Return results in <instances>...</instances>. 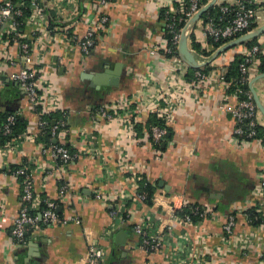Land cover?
<instances>
[{"label":"crops","instance_id":"obj_1","mask_svg":"<svg viewBox=\"0 0 264 264\" xmlns=\"http://www.w3.org/2000/svg\"><path fill=\"white\" fill-rule=\"evenodd\" d=\"M49 1L52 0H45L46 6ZM245 1L263 5L258 8L255 22L256 29L264 26V0ZM174 3L175 0H115L112 7L103 9L81 1L79 16L71 21L58 20L55 10L47 12L51 29H57L53 35H47L43 26L38 27L37 34L33 29L25 31L32 45V65L60 99L59 110L49 115L52 124L64 120L61 135L77 156L67 167H61L49 153L43 152L39 132L42 116L10 79L23 64L19 46L11 44L5 53L0 50V113L20 115L27 122L25 133L36 136L35 142L23 141L17 151L0 154V264H81L88 251L85 236L88 232L106 250L110 264H166L163 255L142 250L141 238L135 233V227L150 217L148 214H152L153 230L159 229L161 221L153 208L129 200V220L110 230L113 205L123 193H132L119 167L123 155L148 182L158 187L164 183L166 195L161 203L168 205L173 200L183 203V213L195 206L215 212L216 217L204 220L199 228L186 230L194 239L201 234L205 236L199 247L204 248L206 264L264 261V206H259L257 198L264 175V144L253 142L244 146L233 139L239 124L220 108L236 107L240 101L237 94L229 92L230 87L182 89L174 119L165 125L169 139L160 148L152 144L143 128L141 132L130 131L119 120L106 122L98 116L101 108L111 110L114 103L124 98L134 102L172 80L174 68L163 51L167 35L159 11L162 4ZM229 3L232 0H218L217 4ZM102 16H107L109 23L99 26ZM66 26L77 42L63 35L61 28ZM90 28L95 30L97 42L85 56L78 42ZM194 31L202 49H209L201 28L197 25ZM257 39L264 54V35ZM188 43L214 83L218 72L226 70L235 55H242L245 50L239 45L213 60L217 50L208 57L193 50L191 41ZM156 47L158 52L152 54ZM9 57L17 59L16 67L7 61ZM175 69L177 77L182 78L180 68ZM190 69L194 68L190 67L188 72ZM260 74L258 68H252V80ZM254 88L264 105V79L257 81ZM149 119L144 116L142 121ZM94 150L101 155L93 154ZM23 165L31 170L34 193L40 201H58L62 188L66 187L65 199L71 204L61 201L59 212L64 218H79L80 225L43 227L29 233L23 243L12 237L14 222L22 208V183L8 172L11 167ZM97 194L108 195L111 204L95 199ZM253 208L261 210L263 221L258 225L248 214ZM233 213L235 236H254L246 249L223 237L226 217ZM182 231L181 226H175L176 235Z\"/></svg>","mask_w":264,"mask_h":264},{"label":"built area","instance_id":"obj_2","mask_svg":"<svg viewBox=\"0 0 264 264\" xmlns=\"http://www.w3.org/2000/svg\"><path fill=\"white\" fill-rule=\"evenodd\" d=\"M81 1L95 3L103 9L112 7L115 3V0H52L51 2L49 1V6H46L45 0H0V38L2 40H0V43L3 46V49L0 50L5 53L11 44H17L20 49V59L23 63L19 71L14 73L10 79L17 83L25 92L28 103L42 116V120L39 123L40 137H44L47 134L50 136L49 142H42V150L57 160L61 167H67L76 160L77 156L71 152L65 138L61 135L65 125L64 120L55 121L49 126V123L44 119L51 112L59 110L60 99L52 87L47 84V81L40 77V72L32 65V45L28 41L29 36L25 31L33 29V32L37 34L39 33L38 27L43 26L47 35L48 33L50 36L53 35V32L57 29H51L47 12L55 10L58 20L71 21L79 16ZM204 1L175 0L174 4H162L160 6L159 15L165 23L167 35V46L165 45L163 51L167 61L171 62L174 68L172 80L167 86L161 85L155 92L148 94L146 97H138L134 102L124 98L114 103L111 110L106 108L99 109L98 116L100 119L106 122L119 120L130 131L140 125L144 133L151 136L152 143L160 145L166 142L167 129L156 124L148 128V121H142L144 116H149V118L156 116L166 125L174 119L182 89L189 87L192 90L205 91L211 88L210 86L215 88L222 87L223 89L230 87V84L225 79L226 70L218 72L217 83L212 81L211 74L199 69L194 72L193 78H187L190 66L179 54L182 33L190 20L207 5L204 4ZM255 5L259 4L245 0H232V3L220 5L219 17H210L207 20H202L201 18L190 30L189 41H191L190 36L192 34L195 35L194 29L197 25L201 28L202 35L207 42L211 39L216 43L224 42L225 45L240 38L251 32L250 29L258 11V9L256 10L252 7ZM99 23V26L107 25L109 18L102 16L99 18ZM184 23L185 25L182 27ZM69 29L70 27L66 26L61 28V32L68 40L77 42L75 37L70 36ZM96 42V32L90 28L84 34L83 39L78 42V46L82 54L86 56L90 54ZM157 49L156 47L152 54H156L158 52ZM260 55L264 54L259 45L249 49L245 48L241 55L243 58V62L240 64L241 82H251V70L252 68H258L260 62L258 56ZM7 61L14 67L18 65L16 58L9 57ZM175 67H179L183 72L182 78L179 79L177 77L178 72ZM237 95H244L245 97L239 101L236 107L228 108L224 105L220 107L222 110L228 111L239 124L234 131L233 139L244 146L253 142L262 143L261 140L256 139L255 128L258 125L264 126V118L254 102L251 91L244 93L240 90ZM17 116L18 114H11L7 117L3 128L0 130V133L2 132L5 137L12 135ZM55 139L58 141L57 143L52 142ZM23 141L35 142L36 136L24 133L22 136L12 138L4 144L0 143V154H11L17 151ZM93 154L101 155L97 150H94ZM119 167L124 173L125 180L129 183L132 193H123L119 198L120 200L113 205L110 213L112 219L111 231L129 220L130 214L127 208L129 200L137 204H146L147 199L145 194H139L143 175L139 174L137 169L127 162L125 155L119 160ZM142 170H144V167H142ZM8 173L12 177L21 180L22 183V208L11 231L12 237L18 243H23L29 233L40 231L43 227L81 224L79 218H64L59 212L60 202H67L65 199L66 187L62 188L58 201L47 200L42 202L34 193L32 173L27 165H23L16 170L11 167ZM106 174L110 176L111 172L107 171ZM165 193L162 187H157L152 199L153 205L149 206L159 215L161 221L159 229L157 231L153 230L151 224L152 214H148L150 217H146L143 222L135 227V233L141 238L140 248L151 255H163L166 259V264H206L204 248L199 247V242H203L205 236L201 234L194 239L186 230L189 227L199 228L204 220L216 217L215 212L208 208L204 209L196 206L191 214H183L185 208L183 203L175 202V200L168 205L161 203L162 197L166 195ZM107 196L97 194L95 199L104 200L106 203L111 204V200ZM257 198L259 206H264V175L259 186ZM67 203L71 204L69 201ZM192 216L201 220L198 223H194ZM176 225L181 226L183 230L178 235L174 232ZM235 227L236 214L233 213L226 217L223 226V237L229 242L236 241L241 249L248 248L253 242L254 236L243 234L235 236ZM85 236L88 243V251L85 258L81 260V264H110L106 250L98 244L94 234L88 232ZM260 264H264V261Z\"/></svg>","mask_w":264,"mask_h":264},{"label":"trees","instance_id":"obj_3","mask_svg":"<svg viewBox=\"0 0 264 264\" xmlns=\"http://www.w3.org/2000/svg\"><path fill=\"white\" fill-rule=\"evenodd\" d=\"M209 2V0H205L204 4H207ZM253 8H255L256 10L260 7H263V5H255L252 6ZM219 12H220V5H216L214 8H212L207 14H205L202 17V20H207L210 17H215L218 18L219 17ZM255 18H254V22L252 23L251 29L250 31L255 30L258 27V24L255 22ZM185 25L182 24V27ZM190 40H191V44H192V48L193 50H195L197 53H202L205 56H211L212 53L214 51H216L218 48H220L221 46L224 45V42H214L213 40L209 39L208 40V45H209V49L210 51H208V48L202 49V45L201 43L197 42L196 37L194 34H192L190 36ZM258 45V39H254L250 42H247L245 44H243V46L247 49L252 48L254 46ZM233 50V49H231ZM229 50V51H231ZM229 51L225 52L228 53ZM258 59H260L259 65H258V70L260 71V73H264V55H260L258 56ZM243 62V58L241 56V54H236L234 57L233 62L227 67L226 69V74H225V79L226 82L230 84V93L232 94H238L240 90H242L244 93H248L250 92V87H249V83H243L241 82V73H240V64ZM198 69H190V72L187 75V78H193V74L195 71H197ZM199 70H202L203 72H208V69L206 68H201ZM239 99H244V95H239L238 96ZM11 115L8 112H4V113H0V130L3 128V125L6 122L7 117ZM51 115L45 116L44 119L49 123V126L52 125V118H50ZM159 125L161 127H164L167 129V127L165 126V124L159 120L156 116H152L150 117L149 121H148V128L152 125ZM246 128V126H245ZM27 129V122L25 121V119L23 117H21L20 115H18L16 117V124L12 129V135L9 137H5L2 132L0 133V143L4 144L5 142L11 140L12 138H18L20 136H22ZM247 130H249L248 128H246ZM135 130L138 132H141V126L137 125L135 127ZM168 131V135L166 137V142L169 139V130ZM256 131V139L261 140L262 144H264V126L263 125H258L255 128ZM42 142H49L50 140V136L49 134H47L44 137H41ZM149 138L152 141L151 136H149ZM164 142V143H166ZM156 148H160L162 144L160 145H155L154 143H152ZM13 170H16L17 168H12ZM158 185H153L150 182H148L146 180V177L143 176V181H141L140 183V188H139V194H145L147 196L146 199V205L147 206H152L153 202V196L154 193L157 189ZM196 207V206H195ZM195 207H190L189 210H187L186 212H184L183 214H191L192 210ZM201 208V207H200ZM248 214L250 215V218L252 219V222L256 225L262 223L263 219L261 217V210H258L257 208H253L252 210L248 211ZM193 217V221L194 223H198L201 219L197 218V217ZM258 219V220H257Z\"/></svg>","mask_w":264,"mask_h":264},{"label":"water","instance_id":"obj_4","mask_svg":"<svg viewBox=\"0 0 264 264\" xmlns=\"http://www.w3.org/2000/svg\"><path fill=\"white\" fill-rule=\"evenodd\" d=\"M218 3V0H211L206 6H204L188 23L187 27L185 28V30L182 33V37H181V41L179 44V54L180 56L184 59V61L191 67L194 69H200L202 67V65L196 60L194 52L191 51L189 49L188 46V42H189V33L190 30L196 25V23L205 15L207 14L212 8H214ZM264 35V26H261L258 29H255L243 36H241L240 38L233 40L223 46H221L220 48L217 49V51L215 52L214 56H213V60L216 59L218 56H220L221 54L239 46V45H243L247 42H250L254 39H257L259 36ZM264 79V73L260 74L259 76H257L256 78H254L250 83H249V87H250V91L253 95V99L254 102L259 110V112L261 113V115L264 118V105L262 104L255 88H254V84L261 80ZM164 147V146H163ZM160 187L165 188V185L163 182L160 183ZM166 189V188H165ZM59 211H61V209H59Z\"/></svg>","mask_w":264,"mask_h":264}]
</instances>
